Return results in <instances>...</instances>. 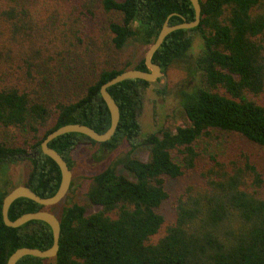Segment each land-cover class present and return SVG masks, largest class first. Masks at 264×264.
Instances as JSON below:
<instances>
[{"label":"trees","instance_id":"trees-1","mask_svg":"<svg viewBox=\"0 0 264 264\" xmlns=\"http://www.w3.org/2000/svg\"><path fill=\"white\" fill-rule=\"evenodd\" d=\"M200 2V25L173 31L153 56L167 72L189 59L194 43L189 31L202 39L191 72L198 84L181 92L184 124L142 136L140 115L152 82L127 79L111 86L121 113L111 140L69 132L50 146L71 168V154L81 144L112 150L126 141L130 149L92 176L86 196L96 211L66 197L58 254L27 255L17 264H264V174L249 159L211 154L198 170L200 181L178 190L173 220L166 224L160 211L171 198L168 182L197 168L198 145L213 131L238 134L264 148V0ZM172 13L171 24L195 17L190 0H0L3 174L27 158L32 168L24 184L41 196L53 195L61 171L41 150L42 141L68 123L108 129L111 115L101 85L128 68L148 70L144 57L129 67L112 53L130 40L150 45ZM94 39L100 43L95 49ZM158 92L165 90L159 86ZM141 147L149 152L147 160L133 154ZM9 191L0 190V264L20 247L46 249L53 242L45 221L5 224L2 204ZM45 208L54 209L20 197L9 217Z\"/></svg>","mask_w":264,"mask_h":264},{"label":"rangeland","instance_id":"rangeland-1","mask_svg":"<svg viewBox=\"0 0 264 264\" xmlns=\"http://www.w3.org/2000/svg\"><path fill=\"white\" fill-rule=\"evenodd\" d=\"M101 17L100 24H105V17L103 15ZM89 23V28L95 29L94 21L90 20ZM191 34L194 35V43L189 59L187 61L179 60L172 64L166 72L165 78L162 77L159 81L152 82L145 90L144 108L140 115L142 136L155 132L161 127H175L176 125H183L185 122L184 110L180 101L181 92L198 84L197 78L191 72L195 60L202 50V39L199 33L194 31ZM92 44H94L93 47L100 45L95 39ZM147 47V45L130 40L122 49L112 53V59L119 65L129 64V67H133L144 57ZM162 85L165 92L159 93L158 87ZM261 101L264 104V97H261ZM129 149L128 143L124 141L112 150L101 149L99 145L90 143L81 144L73 150L71 154L73 177L69 196L67 195L68 200L85 204L89 213L96 211L98 207L90 204L86 196L92 176L106 169ZM198 150L201 155L197 160V168L189 171L185 176L168 182L171 198L160 208L161 213L166 218V224L174 218L173 200L178 190L190 182L200 181L198 170L207 166L211 154L217 155L221 160L230 158L249 159L264 174V148L238 134L213 131L200 141ZM148 153L145 147L138 148L133 152L134 156L142 160H147ZM31 168V161L25 158L10 164L6 175L0 170V190L3 188L11 190L17 185L24 184ZM117 169L119 172L130 176L123 165L118 164ZM62 206H55L54 210L60 213ZM161 234L155 236L154 239H158Z\"/></svg>","mask_w":264,"mask_h":264},{"label":"water","instance_id":"water-1","mask_svg":"<svg viewBox=\"0 0 264 264\" xmlns=\"http://www.w3.org/2000/svg\"><path fill=\"white\" fill-rule=\"evenodd\" d=\"M190 1L192 2L194 7V19L189 21L184 18V20L180 23L171 24L170 18L176 13L170 14L163 23V26L156 39L150 45H148L144 55L145 64L148 70L128 68L101 85V96L105 101L111 115V124L108 129L103 132H99L92 126L87 124L68 123L50 132L42 141L41 150L44 154L51 157L58 164L61 171V182L58 190L51 196H41L26 184L17 185L12 188L3 199L2 216L5 224L11 227H19L31 220L45 221L50 225L52 229L53 242L52 245L46 249L28 246L20 247L9 256L7 264H17L20 259L27 255L36 256L43 259H49L55 257L58 254L61 237L60 213H57V211L54 209L45 208L37 211L25 212L13 220L9 217V210L12 203L20 197H27L45 207H55L64 204L72 186L73 172L66 158L55 148L50 146V142L58 136L69 132L83 133L97 142H107L112 139V137L117 131L121 113L120 106L116 99L113 97V95L110 93L109 88L127 79H142L149 82H156L159 81L160 78L166 77V72L158 63L153 61V56L161 47L166 37L173 31H176L178 29L192 30L200 25L202 19L201 2L200 0ZM161 88H163V85L161 86Z\"/></svg>","mask_w":264,"mask_h":264},{"label":"flooded vegetation","instance_id":"flooded-vegetation-1","mask_svg":"<svg viewBox=\"0 0 264 264\" xmlns=\"http://www.w3.org/2000/svg\"><path fill=\"white\" fill-rule=\"evenodd\" d=\"M189 33H191V31H189Z\"/></svg>","mask_w":264,"mask_h":264}]
</instances>
